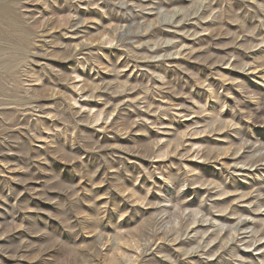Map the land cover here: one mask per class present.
Returning <instances> with one entry per match:
<instances>
[{
    "label": "rangeland",
    "instance_id": "obj_1",
    "mask_svg": "<svg viewBox=\"0 0 264 264\" xmlns=\"http://www.w3.org/2000/svg\"><path fill=\"white\" fill-rule=\"evenodd\" d=\"M0 264H264V0H0Z\"/></svg>",
    "mask_w": 264,
    "mask_h": 264
}]
</instances>
